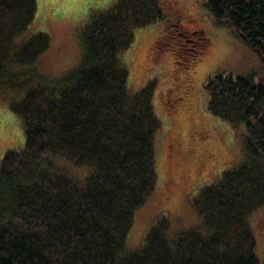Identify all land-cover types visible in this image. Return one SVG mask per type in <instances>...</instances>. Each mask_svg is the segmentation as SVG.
Wrapping results in <instances>:
<instances>
[{
	"label": "trees",
	"instance_id": "trees-1",
	"mask_svg": "<svg viewBox=\"0 0 264 264\" xmlns=\"http://www.w3.org/2000/svg\"><path fill=\"white\" fill-rule=\"evenodd\" d=\"M174 4L116 0L91 12L76 32L78 65L49 77L35 65L52 38L29 30L37 0H0V94L25 135L0 159V264H264V81L219 73L198 87L211 42ZM205 6L264 69V0ZM150 23L158 32L142 59L165 61L174 84L165 105L177 123L161 143L153 96L133 88L125 56ZM199 102L227 125L230 147ZM59 159L89 167L83 181Z\"/></svg>",
	"mask_w": 264,
	"mask_h": 264
},
{
	"label": "rangeland",
	"instance_id": "rangeland-1",
	"mask_svg": "<svg viewBox=\"0 0 264 264\" xmlns=\"http://www.w3.org/2000/svg\"><path fill=\"white\" fill-rule=\"evenodd\" d=\"M115 1L37 0L36 14L29 30L48 32L52 38V43L50 48L36 61V70L49 77H60L75 68L80 59V48L76 40L78 27L87 20L91 12L105 9ZM174 1V6L180 7L183 12L188 13L194 19V22L205 31L211 42L210 50L200 61L192 75L198 87L202 86L207 77L219 73L253 76L256 82L264 81V69L259 58L247 49L240 37L229 27L218 26L213 22L212 16L205 6L206 0ZM157 32V23H150L137 28L125 56L129 69V82L133 85V88L147 89V92L153 96L156 113L162 121L158 134L161 143L168 131L177 123V119L170 113L171 108L169 105H165V98L172 95L171 87H174L167 63L162 61L155 64L148 58V61L142 59ZM7 101V98L0 94V159L7 150H22L25 140L23 129L18 123L14 112L8 107ZM188 104L189 107H192L194 103L190 102ZM196 109L205 124L213 128L215 134L223 136L225 144L230 147L235 137L228 132L227 125L221 119L203 109L202 102H199ZM215 139L214 135L206 137L198 142V146L200 148L204 147V149L210 147L214 145ZM160 147L161 144L157 155L158 166L162 158ZM59 160L62 166L65 164L64 166H68L71 169L70 171L74 173L73 175H77L75 179L78 181H83L89 171L87 166L75 167L63 159ZM228 164H230V161L227 160L217 162L215 169H222ZM62 166L59 165L58 167ZM153 207L154 202L149 201L141 209L139 214L141 215V224L149 223L154 212ZM143 211L145 212L142 213ZM179 211L182 213L181 216L184 218V222L193 220L194 215L187 203ZM162 214L165 216L171 215L168 212H162Z\"/></svg>",
	"mask_w": 264,
	"mask_h": 264
}]
</instances>
